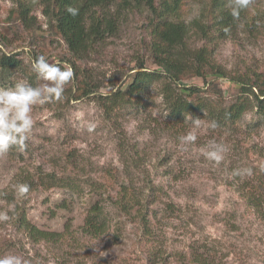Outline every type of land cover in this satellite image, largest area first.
I'll list each match as a JSON object with an SVG mask.
<instances>
[{
    "label": "rangeland",
    "instance_id": "1",
    "mask_svg": "<svg viewBox=\"0 0 264 264\" xmlns=\"http://www.w3.org/2000/svg\"><path fill=\"white\" fill-rule=\"evenodd\" d=\"M25 2L35 16L30 28L19 19L17 1L0 0V52L17 54L30 69L39 54L72 70L74 61L89 76L92 90H77L74 75L61 101L33 106L34 125L25 149L13 146L0 155V211L12 209L9 219L0 222V256L15 254L25 264H264V204L261 217L242 195L248 179L264 177V115L253 106L231 126L215 124L205 113L190 114L171 128L160 92L162 78L138 101L107 109L102 98L125 87L135 71L157 69L147 42L151 13L112 0L116 34L77 59L49 25L42 0ZM208 2L185 0L182 18L198 17ZM248 8V20L227 37L214 29L205 38L191 31L188 47L211 51L222 74L193 76L178 86L201 87L202 95L228 108L239 97L237 81L264 73V25L254 29L255 22L249 23L255 14L264 15V0H250ZM17 82L46 83L23 73L0 76V88ZM246 86L245 95L255 104L251 90L258 89ZM254 123L257 127L250 128ZM189 132L197 139L185 145L180 137ZM212 141L227 149L218 165L202 155ZM246 168L251 175H233ZM47 172L61 178L60 185L38 186L26 197L13 190L22 178ZM64 179L72 187L64 186ZM123 184L140 197L132 211L145 208L146 227L112 205L110 196L116 198ZM96 202L103 223L92 235L83 227ZM22 214L37 228L60 236L33 239L20 225Z\"/></svg>",
    "mask_w": 264,
    "mask_h": 264
},
{
    "label": "trees",
    "instance_id": "2",
    "mask_svg": "<svg viewBox=\"0 0 264 264\" xmlns=\"http://www.w3.org/2000/svg\"><path fill=\"white\" fill-rule=\"evenodd\" d=\"M18 2L19 19L25 27L30 28L35 24V19L30 13V6L25 0H15ZM121 7H138L144 6L151 13L148 20V50L152 62L157 65L156 70L135 71L129 83L119 88L110 97H104L103 105L107 109H113L138 101L141 94L145 92L156 81L164 79L161 87L163 103L167 111L166 117L169 120L171 128L183 124L188 115L200 116L205 115L215 124L223 125L230 123L231 126L241 119L246 110L255 106L257 114L264 115V73H255L249 77H242L240 83V94L237 101L228 108H222L219 101L212 100L209 94L202 95L204 89L198 86L181 85L180 81L187 80L193 76L207 77L211 74H222L220 69L213 63L212 52L205 47L190 48L187 45V39L193 30L200 31L203 38L211 34L214 29L220 33L221 37H227L233 33L234 29L239 26L243 20H248V6L241 9L239 19H234L230 12V0H209L208 6L201 11L200 15L190 21L182 18L181 9L185 0H120ZM44 6L43 13L48 17L49 25L54 29L66 43V46L73 57L83 59L95 50L97 43L103 42L107 37L113 36L117 32L116 13H111L110 8L112 0H42ZM71 6L78 9L76 15H71L67 8ZM249 23H254L253 27L261 28L264 25V15H254L250 18ZM257 23V25H256ZM32 24V25H31ZM73 72L77 90H83L89 93L92 89L89 84V76L83 73L75 66L73 61ZM143 67V62L139 64ZM15 73H23L30 80L37 78L36 73L27 65L22 63V58L17 54H6L0 52V76L7 78ZM84 76V77H83ZM256 86L258 93H252L255 97V104L247 98L246 85ZM215 90L210 87L211 93ZM207 92V90H206ZM214 103V104H213ZM215 104H218L215 105ZM250 128L257 127V124H251ZM19 178V176H18ZM264 177L257 174L248 179L243 185L242 192L244 199L255 212L263 217ZM59 178L53 172L43 173L34 178L23 179L22 183L29 185V190H34L38 186L53 187L60 185ZM65 180V179H64ZM72 180V179H70ZM64 186L72 187V183L65 180ZM72 182V181H71ZM138 197L130 190V187L122 185L116 198L110 196L113 206L119 208L120 212L128 218H136L146 227L148 218L143 214V208H136ZM140 205V204H139ZM103 214L102 207L98 202L94 203L86 217L83 230L92 235L99 233L102 225ZM100 223V225H99ZM20 225L35 240H50L60 236L57 232H49L37 228L30 223L26 216L22 214Z\"/></svg>",
    "mask_w": 264,
    "mask_h": 264
},
{
    "label": "clouds",
    "instance_id": "3",
    "mask_svg": "<svg viewBox=\"0 0 264 264\" xmlns=\"http://www.w3.org/2000/svg\"><path fill=\"white\" fill-rule=\"evenodd\" d=\"M230 12L234 19H239L240 11L246 8L250 0H230ZM67 11L71 15H76L78 9L69 6ZM31 68L36 73L39 80L46 83L39 86H32L27 82H17L14 87L0 88V155L8 153L10 148L18 146L24 150L29 139L34 120L32 111L34 105H44L46 103L58 102L63 99L65 87L73 80V70L67 65L50 62L43 54L36 56L31 62ZM215 127V124L212 125ZM181 141L187 145L194 143L197 136L193 132L180 137ZM227 151L223 144L212 141L202 155L215 164H220ZM264 171V165H261ZM251 175V169H236L234 176ZM13 190L20 196L26 197L29 192V185L18 183L13 185ZM8 211H0V222L9 219ZM0 264H25L23 259L15 254L0 256Z\"/></svg>",
    "mask_w": 264,
    "mask_h": 264
}]
</instances>
